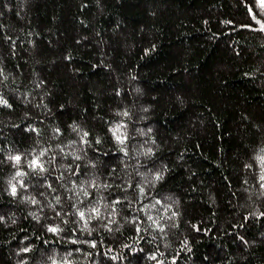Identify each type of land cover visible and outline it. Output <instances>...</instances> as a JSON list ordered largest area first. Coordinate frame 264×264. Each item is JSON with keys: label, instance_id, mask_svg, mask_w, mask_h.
I'll use <instances>...</instances> for the list:
<instances>
[{"label": "trees", "instance_id": "16d2710c", "mask_svg": "<svg viewBox=\"0 0 264 264\" xmlns=\"http://www.w3.org/2000/svg\"><path fill=\"white\" fill-rule=\"evenodd\" d=\"M0 264H264V0H0Z\"/></svg>", "mask_w": 264, "mask_h": 264}, {"label": "snow or ice", "instance_id": "6c2138e0", "mask_svg": "<svg viewBox=\"0 0 264 264\" xmlns=\"http://www.w3.org/2000/svg\"><path fill=\"white\" fill-rule=\"evenodd\" d=\"M15 159L16 160H19L20 159V157H15ZM36 162H34V164H35ZM13 192H15V188H13ZM81 216H83V213H81ZM52 231H55V229H52Z\"/></svg>", "mask_w": 264, "mask_h": 264}]
</instances>
